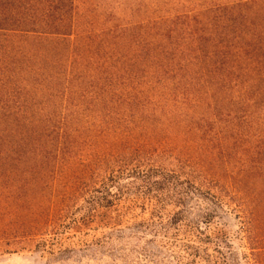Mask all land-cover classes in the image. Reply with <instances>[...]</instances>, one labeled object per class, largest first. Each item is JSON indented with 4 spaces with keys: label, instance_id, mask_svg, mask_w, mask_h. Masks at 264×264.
I'll use <instances>...</instances> for the list:
<instances>
[{
    "label": "trees",
    "instance_id": "16d2710c",
    "mask_svg": "<svg viewBox=\"0 0 264 264\" xmlns=\"http://www.w3.org/2000/svg\"><path fill=\"white\" fill-rule=\"evenodd\" d=\"M127 229L264 264V0H0V254Z\"/></svg>",
    "mask_w": 264,
    "mask_h": 264
},
{
    "label": "rangeland",
    "instance_id": "374dc122",
    "mask_svg": "<svg viewBox=\"0 0 264 264\" xmlns=\"http://www.w3.org/2000/svg\"><path fill=\"white\" fill-rule=\"evenodd\" d=\"M192 216H195V212ZM218 222L230 230L238 228L236 218L229 213L223 212ZM0 264H176V262L168 251L161 247L158 239L149 232L127 229L112 245L80 246L63 255L38 251L1 253Z\"/></svg>",
    "mask_w": 264,
    "mask_h": 264
}]
</instances>
